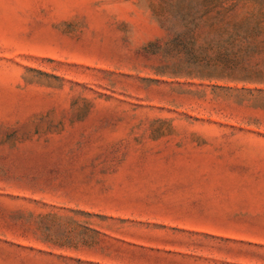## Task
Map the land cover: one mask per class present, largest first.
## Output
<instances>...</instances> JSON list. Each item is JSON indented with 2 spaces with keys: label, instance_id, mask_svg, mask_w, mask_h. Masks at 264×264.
Returning a JSON list of instances; mask_svg holds the SVG:
<instances>
[{
  "label": "rangeland",
  "instance_id": "374dc122",
  "mask_svg": "<svg viewBox=\"0 0 264 264\" xmlns=\"http://www.w3.org/2000/svg\"><path fill=\"white\" fill-rule=\"evenodd\" d=\"M0 264H264V0H0Z\"/></svg>",
  "mask_w": 264,
  "mask_h": 264
}]
</instances>
